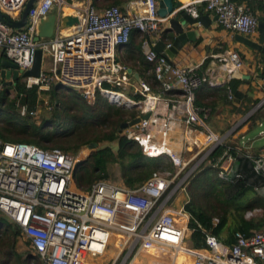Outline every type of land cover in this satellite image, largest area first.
Listing matches in <instances>:
<instances>
[{
	"label": "built area",
	"instance_id": "obj_1",
	"mask_svg": "<svg viewBox=\"0 0 264 264\" xmlns=\"http://www.w3.org/2000/svg\"><path fill=\"white\" fill-rule=\"evenodd\" d=\"M27 1L0 0V12L18 21ZM65 5L66 0H37L21 31L0 22V61L4 56L24 73L32 68L39 49V75L21 79L27 89L36 88L42 94L59 86L79 94L90 106L101 96L109 105L136 109V118L149 114L120 135L134 141L145 157L166 160L172 170L155 172L136 188L103 179L88 189H79L74 181L78 161L73 154L0 139V213L17 226L42 264H92L109 248L116 251L118 259L126 258L135 249L147 251L149 246L174 252L173 264L178 258L181 264H264V228L249 235L235 232L232 244L206 234L205 248L196 250L188 246L192 231L188 227L191 217L185 210L189 202L186 189L203 163L218 168V178L223 182L233 183L242 177L231 166L235 159L230 151H235L264 180V145L255 153H242L238 145L228 140L239 124L219 135L206 126L208 110L196 105V90L202 83L211 87L225 85L228 100H235L226 85L242 70L238 53L229 50L214 56L202 73L171 64L153 49L163 40L169 19L158 16V0L131 2L126 13L115 5L99 11L92 0H84L75 15L77 25L68 29L57 27L52 38L34 42L41 20L54 8L61 11ZM198 6L214 14L227 31L244 37L257 33L258 19L245 3L194 0L188 5L182 3L178 11L186 10L197 18ZM134 30L147 38L143 53L153 66L161 94L152 92L142 82L132 87L127 67L117 59L118 49L128 43ZM169 47L167 43L166 48ZM130 89L143 99L136 102L128 97ZM175 89L180 92L178 99L163 97ZM3 90L0 80V95ZM17 105L25 116L26 106ZM262 106L264 98L242 122ZM33 114L35 111L29 115ZM181 127L189 143L198 147L187 159L168 146L173 133ZM258 127L264 141V123L258 122ZM195 133L203 135L202 143L193 139ZM218 147L223 148L222 155L215 163L210 162V155ZM261 190L264 194V187ZM181 194L187 199H179ZM253 212L245 217H254ZM217 222L213 220L214 225Z\"/></svg>",
	"mask_w": 264,
	"mask_h": 264
},
{
	"label": "trees",
	"instance_id": "obj_2",
	"mask_svg": "<svg viewBox=\"0 0 264 264\" xmlns=\"http://www.w3.org/2000/svg\"><path fill=\"white\" fill-rule=\"evenodd\" d=\"M105 1L108 3L107 7L115 5L125 13L124 7L130 0ZM233 1L239 3L243 0ZM166 37V32H164L162 38ZM129 42H131V35ZM2 58L5 59L4 56ZM261 62L263 64L261 75L264 77V55H262ZM208 63L209 61L205 62L200 73L205 71ZM141 64L145 67V72L150 70L147 62ZM143 80L147 82L152 92L161 94L160 82L153 75L144 77ZM240 82L238 79H232L226 85L231 89L235 98H241L236 89ZM9 89L14 90L15 96L7 104L8 109L5 110L1 107L6 103L5 94ZM220 91L226 92L225 85L220 87ZM173 92L165 93L163 97L170 98L169 95L172 97L179 95V92L177 95ZM126 95L136 102L143 99L141 95L133 94L131 89ZM43 97H48L50 105L53 107L51 116L42 119L38 127L28 124L27 120L31 118L30 112L35 109L37 103L43 100ZM17 103L20 106H26L27 114L25 116H20L15 109ZM99 105L102 108L98 109ZM134 110L136 109L109 105L101 96H97L95 104L90 106L79 94L59 86L53 87L48 92L38 94L36 88L27 89L25 84L19 80L12 87L4 88L0 95V118H4L0 121L6 122L5 127H0V139L9 143L33 144L42 149L56 147L65 152L70 148L76 152L83 143H112L117 141L116 153H113L107 146L91 153L89 157L92 160V175L80 177L79 171L85 170V162L79 164L77 162L74 170V181L77 187L88 189L97 180H108V165L117 163L121 168V178L124 185L129 188H136L167 161L162 158L149 159L145 157L141 148L134 141L128 140L117 132L121 123L129 122L139 115L137 110L133 116L132 114L129 115ZM257 112L258 110L249 119L252 121L261 119L262 117ZM104 129H109V131L104 133ZM83 130H93L97 132V137L86 140L81 132ZM67 144L73 146L67 147ZM223 151L222 147H218L210 155L209 161L215 163ZM230 154L238 164V172L242 176L240 179H236L233 183L223 182L217 175L219 169L208 165L197 176L193 177V174V178L191 177L192 179L190 178L188 181L189 202L185 206V210L191 217L188 227L192 232L188 246L192 249L205 248L206 234H211L219 239L222 232L228 230L225 243L232 244L234 243L235 232H243L249 235L254 230L264 228V195L256 189L257 182H259V187L264 186V180L255 174L246 158L237 155L235 151H230ZM166 166L172 168L169 163ZM84 185L86 186L83 187ZM254 210L261 211V214L246 219V213ZM214 219L218 220L215 225L213 224ZM19 232L17 226L1 214L0 264H42L38 255L23 258L15 253L14 249ZM175 264H181V260L178 258Z\"/></svg>",
	"mask_w": 264,
	"mask_h": 264
},
{
	"label": "crops",
	"instance_id": "obj_3",
	"mask_svg": "<svg viewBox=\"0 0 264 264\" xmlns=\"http://www.w3.org/2000/svg\"><path fill=\"white\" fill-rule=\"evenodd\" d=\"M139 1L141 0H130L124 7L125 13L128 11L129 3ZM176 1L188 5L194 0H184V2L181 0ZM92 2L99 11L107 8L108 3L105 0H92ZM239 3H245L250 13L258 19V23H264V0H243ZM83 4V0H66V5L61 11L54 8L51 14L60 17L74 16ZM197 9L203 14H208L206 28L199 25L195 29L196 36L194 40L188 42L172 59H169V61L175 66L194 69L195 72L200 73L205 62L209 61L210 63L214 56H218L229 50L238 53L242 60L243 67L241 72L236 75L234 79L241 81L236 87L241 98H235L234 101H230L227 98L226 92L220 91L221 86L211 87L208 83H202L196 90V105L205 107L208 110L209 114L206 120V126L219 135H225L235 125L239 124L228 139L229 142L238 145L242 153H249L248 150H252V152L255 153L264 145L263 139L259 136L260 128L258 127V122L262 121L264 123V107L257 112L262 117L261 119H257L256 121L250 119L244 122L242 121L264 98V77L261 75V71L263 70L261 58L263 54L240 43L238 41L239 35L223 29L214 14L202 10L200 6H198ZM190 29L192 28H187V30ZM246 38L253 42H257L259 39L258 30L255 35ZM146 41V37H143L135 30L132 31L131 42L118 49L117 58L127 69L130 68L132 70V74L137 73L142 83L148 85L143 78L152 75L155 77V75L153 66L149 64L144 57L143 44ZM3 60L6 59L2 58L1 61ZM146 62L148 66H150V70L147 72H145V67L141 64ZM0 69L4 70L5 67L0 65ZM132 74L130 75V84L132 87H137L140 83L133 79ZM243 76L247 77L246 80L242 79ZM173 91L175 95L179 92L177 89ZM178 96H180V92L179 95L175 97L169 95L170 98L167 99L174 101L179 98ZM193 139L197 140L200 144L203 141V135L195 133L193 134ZM242 141L244 142L243 144H241ZM260 142L262 143L260 144ZM168 146L170 149L180 153L185 159L190 157L198 149L197 146L189 143L183 127L176 129L170 139V144L168 142ZM231 166L238 170L237 162L234 161ZM187 197L189 199V196ZM180 199L185 200V197ZM255 212H258V210H254V217L258 216ZM227 235L228 230H224L219 240L225 243Z\"/></svg>",
	"mask_w": 264,
	"mask_h": 264
},
{
	"label": "water",
	"instance_id": "obj_4",
	"mask_svg": "<svg viewBox=\"0 0 264 264\" xmlns=\"http://www.w3.org/2000/svg\"><path fill=\"white\" fill-rule=\"evenodd\" d=\"M37 0H28L24 6L23 11L21 12L20 19L18 21H12L9 16L0 12V22L6 24L11 29L15 31H21L27 24L28 11L33 6ZM181 4L176 0H158V16L160 18L169 17L166 29L167 37L163 38L162 41H159L155 44L153 49L162 56H165L167 59H172L174 55L180 51L188 42L193 41L196 32L195 29L201 25L206 28V23H208V14H203L199 12L197 18H192L186 10H179ZM217 19V17L215 16ZM79 23L77 16H64L60 17L57 15L50 14L43 20H41L37 33L34 37V42H38L42 39H50L53 37L54 32L57 27L62 29L71 28L74 25ZM187 28H192L187 30ZM259 33V39L257 42H253L248 38L239 35L238 41L245 46L260 52L264 55V23L259 22L257 27ZM163 32V34H164ZM170 37V38H168ZM170 43V47L166 48V44ZM0 65L5 67L4 70L0 69V79L3 81L4 88L12 87L17 81L27 78V77H37L41 70L42 65V51L37 50L35 53L34 63L30 70L22 73L17 65L14 63L3 60L0 62ZM129 75L132 74L130 68L127 69ZM133 79L137 82H141L139 75L137 73L132 74ZM247 77H242L243 80H246ZM222 80V79H220ZM149 117V114L142 115L140 118H134L129 122H123L119 125L117 132L121 133L123 130L127 129L130 126H133L141 119L145 120ZM98 144L91 142L88 144L87 148L89 150H95Z\"/></svg>",
	"mask_w": 264,
	"mask_h": 264
},
{
	"label": "rangeland",
	"instance_id": "obj_5",
	"mask_svg": "<svg viewBox=\"0 0 264 264\" xmlns=\"http://www.w3.org/2000/svg\"><path fill=\"white\" fill-rule=\"evenodd\" d=\"M44 68H46V66H44ZM14 96H15L14 90L9 89L5 94V98L7 99V100H5L6 103L3 104L1 108L5 109V110L8 109L7 104L14 98ZM60 96H62V95H60ZM43 99L44 100H42L40 103H37V106L33 110V111H35V114L30 115L31 118L27 120L28 124L38 127L41 124L42 119H45V118H48L51 116V113L53 112V109H52L53 107L50 105L48 97H43ZM44 102H47V104H45ZM17 104L15 105V109L19 112L20 107H18ZM100 108H102L101 105H99L98 109H100ZM135 113H137L136 110H134V112H130L129 115L132 114V116H133ZM19 114H20V112H19ZM20 116H22V115L20 114ZM0 119H4V118H0ZM128 119H130V118H128ZM5 124H6V122H3V120L0 121V127H5ZM108 131H109V129H104L103 132L106 133ZM81 132L83 133V137L86 138V140L97 137V132H94L93 130H83ZM255 133H256V131H255ZM94 143H96V142H94ZM261 143L262 142H260V144ZM97 144H98V146L95 150H89L87 148L88 144L83 143L81 145V147L76 152L73 151L71 148H70V150L67 151V152L73 154L77 158L78 164L85 162V165H84L85 170L79 171L80 177H85L86 175H92V166H91L92 160L89 157L91 155V153H93L99 149H102L106 146L110 147V149L113 153H116V151H117V141H114L112 143L111 142H102V143H97ZM66 146L71 147L73 145L67 144ZM166 164H163V166L159 167V169L156 172H159L162 170L171 171L172 168H168L166 166ZM206 167H208L207 162L203 163L199 167V169H197V171L194 173L193 177L197 176L198 173H200L202 171V169H204ZM108 174H109L108 181H110L111 183L117 184V185H124L122 178H121V168L117 163H111L108 165ZM214 175H216V174H214ZM217 175H218V173H217ZM97 181H99V180H97ZM250 183H252V182L250 181ZM258 184H259V182H257V184H256V189H258V191L261 194H263L261 187H259ZM85 186L86 185H84L83 187H85ZM79 189H81V188H79ZM186 192H187V189H186ZM187 195L189 196L188 192H187ZM182 197H185V199L188 198V197L186 198V196L184 194H181L179 196V199ZM255 214L260 215L261 211L258 210V212H255ZM0 216H1V214H0ZM148 248L149 249L147 251H145V250L138 251L137 249H135L132 252H130L126 258H124V256H121L118 259L115 258L116 257L115 256L116 251L114 249L109 248L102 257L95 260V262H93L92 264H173V260H174V254L173 253L174 252H172V251L170 252V251H168V249L161 248V247L155 248L154 250L151 249V246H149ZM14 251L16 254L21 255L23 258H25L27 256H31V257L36 256V254L34 253L32 248L30 247L29 243L20 234V232H19V236L17 237V242L15 244ZM134 260H136V261H134Z\"/></svg>",
	"mask_w": 264,
	"mask_h": 264
},
{
	"label": "bare ground",
	"instance_id": "obj_6",
	"mask_svg": "<svg viewBox=\"0 0 264 264\" xmlns=\"http://www.w3.org/2000/svg\"><path fill=\"white\" fill-rule=\"evenodd\" d=\"M180 1V0H179ZM181 1H183L184 2V0H181ZM123 96V95H122ZM124 97V99L126 100L127 98L125 97V96H123ZM181 140V139H180ZM179 141V140H178ZM169 144H170V141H169ZM172 144V143H171ZM177 145V144H176ZM178 146V145H177ZM176 146V147H177ZM179 149V148H178ZM174 254V253H173ZM134 261H136V260H134Z\"/></svg>",
	"mask_w": 264,
	"mask_h": 264
}]
</instances>
